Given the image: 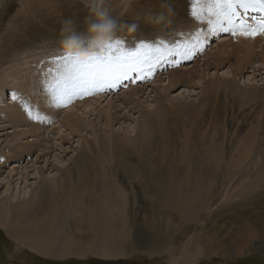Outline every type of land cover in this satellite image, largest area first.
<instances>
[{
	"label": "bare ground",
	"instance_id": "obj_1",
	"mask_svg": "<svg viewBox=\"0 0 264 264\" xmlns=\"http://www.w3.org/2000/svg\"><path fill=\"white\" fill-rule=\"evenodd\" d=\"M55 1L57 0H23L22 10L23 12L26 11V14H28L27 11L35 13L42 10L44 6L50 13H55ZM195 1H197V4L193 8V14L198 17L195 21L206 23V29L194 35L192 40L188 41L190 42L189 45L187 44V47L179 52H176L173 48L172 41L164 39L162 35L157 39L144 41L141 43L142 46L137 47L141 57H150L152 65L157 63L159 59L162 60L164 65L178 66L180 63H184L185 57L195 55L199 49L201 51L205 44L207 45L210 33L214 34V37L221 38L222 34H232L231 31L222 30L223 28L231 29L233 26L239 28V20L241 19L254 20L253 23L247 22V25L256 26L257 22L264 18V10H261V6L250 3L247 8L237 7L238 15L233 17L234 25H232L228 24L225 18L218 14L213 7L212 0ZM73 7H76V5L73 4ZM142 7H139L140 12L150 10V8L143 9ZM133 8L137 11L135 4ZM206 15L211 16L210 19L205 20ZM236 37L238 38L237 44H232L228 40L222 45H217L218 52L210 53L211 58L204 60V65L209 67L211 65L209 60L214 57H216V62L212 65L217 67L235 59L237 67L232 74L234 78L236 77L235 74L251 68L257 60L264 63V45L260 52H256L262 42V36L251 38L237 34ZM187 40L185 39V41ZM251 41L252 43H250ZM118 47L125 54L134 52L127 48L123 40ZM172 54L178 58L179 62L176 61L175 64L170 62L169 59ZM63 58L61 50L42 52L37 49V51L26 54L25 63L13 65V69L15 68L12 70L13 76H7L10 82L6 84L13 86L14 92L17 91V88L22 89L19 97L22 104H24L23 113L25 114L21 115V111L17 109L10 112L11 116L7 119L17 120L20 115L22 117L24 115L23 118L26 119L33 118L29 125L34 127L35 132H33V135L39 143L30 142L29 147L40 149L37 161L48 155L49 150L48 145L42 146L45 138H43L44 134L41 131L53 124V121L59 117L60 126L69 130L70 135H80L82 138V132L87 129L89 132L90 129L93 137L91 139L82 138L85 146L80 151L78 160L69 169L64 166L60 167L62 173L59 177H39L40 183L38 182L39 184L37 183L29 191L28 197L22 201L14 202L8 198L0 199V225L15 234L19 245L26 247L31 252L56 259L78 256L80 252L89 253L91 251H97L105 257L118 256L124 249H127L129 255L133 257L145 255V253H148V255H159L161 253L166 255L168 252L162 258L167 262L161 261L165 264H193L200 257L211 259L214 256H232L230 253L240 254L246 249H248L246 254H250V250L253 252V250L260 249V246L252 248L251 245L255 240L264 243V232L258 234L252 226V222L256 219H262L264 224L263 213L246 218L248 224L245 225L244 223L245 230L239 235L230 232L224 234L226 229L224 227L220 231H209L206 223L225 212L231 214L232 210L228 211L229 209H242V206L246 203L251 204L257 199L259 201L264 200V149L262 147L244 146L246 141H242L232 149L236 153L232 154L233 161L225 164L223 149L216 144V134L211 138L212 143L210 144L204 139L205 135L204 137L202 135L203 142L200 141L201 132L185 131L183 135L186 134L184 140L186 143H184V148H180L184 153L176 152L171 147V139L166 134L167 132L163 134L161 132L163 130H161L160 134L157 133L158 129H163L161 123L164 115L160 111L165 112L163 109L169 107L168 103L167 105L160 104L157 107L159 110L157 108L154 110L144 109L145 117L150 121V127H144V131L140 132V137L125 134L118 135L117 138L113 139L115 134L113 131L103 130L101 132L104 135L100 138L101 136L99 137L96 132V125L89 121L90 115L96 114L94 112L97 111L99 118L105 119L108 127L112 128L115 121H118L116 115L120 112L118 106L112 101L103 109L97 106L98 101L102 98L101 95L109 89L116 90L125 82L134 81L133 74H136L138 79L140 73L136 70L128 71L125 79L119 80V78L110 81L109 84L104 86V90L93 89V94L78 96L70 102L63 101L62 103H66V106L56 107L49 93L46 99L36 101V89L47 90L44 87L45 84H55V77L58 72L65 75L69 85L72 83L71 78L75 75V70L66 67ZM16 59L11 58L7 62ZM24 65L25 67H23ZM153 66L156 69L158 65ZM25 68H27L28 73L24 75ZM147 69L145 67L146 73L148 72ZM151 69L153 68L151 67ZM199 71L198 64L188 70H171L167 75V84L162 87L163 92L165 93L168 87L173 89L184 79L188 83H193L197 78L204 80V70L200 71L201 73ZM230 80L231 78L228 75L224 79L225 82H230ZM204 84L205 101L192 104L194 109L191 111L189 121L182 120L179 117L185 130H188L186 126L189 124H197L198 119L207 121V119L214 118L219 113L217 109V105L220 104L219 101L221 100V93H217L219 87L212 82L204 81ZM32 87L34 88L33 93H31ZM28 89L30 93L26 95ZM168 91L170 90L168 89ZM142 92V89L134 88L131 92L125 94L124 99L140 106L138 96ZM224 95L226 94L224 93ZM231 95L233 94L231 93ZM212 97L215 98L216 102L214 103L217 107L207 105V99ZM0 98V106H4L3 99L7 100L4 89H0ZM81 100L83 102L80 106ZM90 104L93 107L91 112L87 110ZM63 108L65 109L63 110ZM176 108L177 106L174 105L171 107L173 112L176 111ZM154 113L159 121L157 126H154L152 123L154 121H151ZM26 119L21 120V124L30 121ZM171 119L173 120V118ZM192 119L193 121L189 123ZM163 123L165 124V122ZM141 125L143 127V123ZM56 134L62 135L61 139L63 141L66 140V135H63V133L57 132ZM12 147L18 155L22 154L23 151L26 154L31 153L26 150L19 152L17 145ZM11 154L9 156L13 157V153ZM237 154L241 157H238L234 162ZM181 160L185 161L182 168H180ZM104 162L107 165L110 164L109 167ZM114 166L120 171L127 172V177L132 178H129L131 180L130 187L132 189L135 187L137 193H140L137 180L141 182V178L146 179L145 187L141 186L144 192L142 195L139 194V200H152L151 205L154 207L155 213L147 224L148 233L145 231L149 235H144V230L138 225L136 217L129 219L125 198L131 196L128 194L125 195V198L115 196L118 191H115L116 188H104L100 186L101 182L98 183L97 171L100 172L101 167L110 171ZM201 168L204 173L203 176L200 175ZM39 171L44 173V168ZM125 173L123 174L124 177ZM103 178L102 181H104ZM225 188H230V192H228L230 198L238 200V203L227 208H223L221 204V192ZM102 189L105 193L102 192ZM120 191L118 192L120 193ZM121 192H123V195L126 193V191L124 193V190ZM119 193L117 195L121 194ZM228 193L227 195H229ZM138 208L140 209V205ZM136 215L138 216V213ZM134 229H136V233L133 235L132 231ZM226 237L230 238L231 243H237L238 246L242 245L244 247L242 251L239 248L231 250L230 242L223 241ZM86 238H88V242L83 247L82 242ZM175 246H179L178 253L174 250Z\"/></svg>",
	"mask_w": 264,
	"mask_h": 264
},
{
	"label": "rangeland",
	"instance_id": "obj_2",
	"mask_svg": "<svg viewBox=\"0 0 264 264\" xmlns=\"http://www.w3.org/2000/svg\"><path fill=\"white\" fill-rule=\"evenodd\" d=\"M0 2V89H4V92L7 95V100L5 98L3 99L4 106H0V199L8 198L14 202H17L28 197L29 191L34 186H36L38 182L40 183L39 177H59L62 173L60 167L62 168V166H64L68 169L71 168L78 160L80 151L85 146V142H83L82 138L86 137L91 139L93 137L91 136L92 133L90 129L89 132L88 129L82 132V138L80 135H70L69 130L60 126L59 117L53 121V124L41 131L44 134L43 138H45L42 146L44 147L45 145H48L49 150L47 152L48 155L41 158L40 161H37V156L40 154V149L34 147H32V149L29 147L31 144L30 142L39 143L37 138L33 135V132H35L34 127L29 125L33 118H23L25 115L23 113L24 104H22L19 97L20 93H22V89L17 88V91L14 92L13 86L6 84L10 82L7 76H13L12 70L15 69H13V65H22L25 63L24 59L27 53L35 50L37 51V49H40L42 52L60 50L58 40L60 37L61 25L65 19H74L77 25V30L84 32L86 28L84 19L86 16H88V11L78 0H57L54 4V7L56 8L55 13H50L48 9H45L43 6L42 10L35 13L32 11H27L29 14L28 16V14L25 13L26 11L23 12L22 10L23 0H0ZM159 3H161V0H137L135 8L137 11H140L139 7L143 6V9L150 8V10L145 12H154L160 9ZM73 4L74 6L76 5V7H73ZM175 4L177 6L179 16L177 18L178 23L174 24L172 27L158 30L154 29L150 25L141 23L140 27L135 33L122 32L117 40H123L127 45V48H130L132 51L136 52L137 47L143 45L141 44L142 42L157 39L162 35L164 36V39L170 42L172 41V46L176 52L184 50L187 47V44L189 45L190 43L188 41L192 40L194 35H197L199 31L206 29V23H198L195 21V19L198 17L193 14V8L197 4V1L175 0ZM60 12L62 13L60 14ZM207 15L204 18L205 20H208V18L210 19L211 17ZM124 19L130 22L131 16H126ZM241 21L245 22L246 24L247 22H254V20L251 19H241L239 20V23H241ZM213 35L214 34L210 33L207 45L205 44L201 51L200 49L197 51L199 54L196 52L195 55L192 54L191 56L185 57L184 63H180L179 65L177 64L178 66L170 67L168 64L164 65L162 60L158 59L157 63L153 64L158 65L157 68L155 69L154 66H152L153 69H150L151 74L146 75L144 79H140V77L137 79V75L133 74L134 81L130 80L129 82H125L114 91L109 89L106 93L104 92L101 95L102 98L98 101L97 106L103 109L108 105V103L112 101L118 106V110H120L121 113H117L118 117L116 115V118H118V121H115V123L112 125V128L108 127L105 119L99 118L97 111L94 112L96 114L90 115L89 121H92L96 125V132L98 136H101L100 138H102L104 135V133H102L103 130H107V132L113 131L115 133L113 139L117 138L118 135L125 134H131L140 137V132L144 131L143 128L150 127V121L145 117L144 109L154 110L160 104L167 105L168 103L169 109L164 108L163 111L165 110V112L160 111V113L164 115V121L162 120L161 123V125L163 124V129H158V132H155L158 134L161 132L165 134L164 132H167L166 134L169 135L171 139V147L176 152L184 153V151H182L180 148H184V143H186L184 141L186 134L183 135V132L185 131L201 132V135L199 136L200 141L203 142L202 135L203 137L205 135L204 139L210 144L212 143L211 138H213V136L216 134V144L223 149L225 164L233 161L232 154L234 152L232 149L238 146L242 141H246L244 146H258L264 149V63H262L260 60H257L251 66V68L244 69V71L240 72L239 74H235L236 77L234 78L232 77V74L237 67L235 59L217 67L212 65L214 62H216V57H214L213 59L209 60L211 65L206 67L204 65V60L211 58L210 53L218 52L217 45H222L228 40H230L232 44L238 43V38L236 35L234 36L230 33L226 35L222 34L221 38L214 37ZM185 39L188 40L185 41ZM261 40L262 42L260 43L256 52L261 51V48L264 45V36L261 37ZM179 41L181 42L179 43ZM250 43H252V41ZM183 45L185 46L183 47ZM174 54H172V57H170L169 60L175 64L179 62V60H177L178 58ZM11 58L17 59L15 61L7 62V60ZM195 64H198V68L201 72L204 70V80L202 78H197L193 83H188L187 80L184 79L173 89L172 87H168L170 91L167 89L165 91L166 94L163 92L162 87L167 84V75L171 70H188L191 69V67ZM23 67H25V65ZM200 71L199 73H201ZM27 73L28 70L25 68L23 74L25 75ZM227 75L231 78L230 82L224 81ZM119 78V80L123 78L125 79V76H120ZM204 81L210 83L212 82L214 85L219 87V91L217 93H221V100L219 101L220 104L217 105L218 107L214 103L216 102L215 98L212 97L206 101L209 107H213V105L216 106L219 113L214 118L211 117L207 119V121L198 119L197 124H189L188 126L185 125L188 127V130H185L180 118L182 120L189 121L191 111L194 109L192 104H198L205 101L203 90L205 88ZM134 88L142 89L143 91L142 93H139L138 96L140 98V106H137L135 103L132 104L130 101L128 102L127 99H124L125 94L131 92V90ZM33 90L34 88L32 87L31 93H33ZM35 92L37 97L36 101L47 98V90H41L38 88ZM28 93H30L29 89L25 94L27 95ZM224 93L226 95H224ZM231 93L233 95H231ZM13 94L17 96V99L14 100L12 98ZM82 102L83 100L80 101V106ZM172 104L177 106L176 111L174 109V111L177 112L176 114L173 112V109H171L173 106ZM91 106L92 105L90 104L87 107V110L90 112L93 109ZM65 108H63V110ZM17 109L21 111V115L24 114L23 117L20 115L17 120L7 119L11 116L10 112H13ZM79 112L81 113V110ZM139 112L142 113L140 114ZM88 117L89 115L87 118ZM171 118H173V120ZM24 119L30 121L21 124V120ZM170 120L172 121L169 124ZM151 121H154L152 123L154 126H157L159 121L155 113L153 114ZM192 121L193 119L189 123ZM163 122H165V124ZM142 123L143 127L141 125ZM57 132L66 135V140L63 141L61 139L62 135H57ZM18 135L20 136L18 137ZM13 145H17V150H19V152L26 150L30 151L31 153L26 154V152L23 151L24 153L22 152V154L18 155L16 154L15 149L12 147ZM11 153H13V157L9 156L12 155ZM238 157H241V155L237 154L234 162L238 159ZM99 162L102 163L101 160H99ZM184 162L185 161L182 160L180 161V168L183 167L182 165ZM105 164L107 165V163ZM109 165L107 166L109 167ZM41 168H44V173L39 171ZM100 172L97 171L98 183L101 182L100 186H103L104 188L113 187L114 189L116 188L115 191L124 190V193L126 191L124 195L121 191V194L118 191L116 192L115 196L121 198H125V195L127 196V194L131 196H127L125 198V205H127L126 211L127 214L129 213V219L131 217H136L138 225L144 230V235L146 234L145 231L148 233L147 224L153 217L155 211L154 207L151 205V199H146L145 201L139 200V194L142 195L144 192V189L142 190L141 186H143V188L145 187L146 179L141 178V182L137 180V185L140 186V188L138 187L140 189V193H137L135 187L134 189L130 187V179L132 178L127 177V172L125 173L124 170L120 171L116 166H114L112 167V170L108 171L101 167ZM124 173L125 177L123 175ZM200 173L201 176L204 175L202 168L200 169ZM102 178L104 181H102ZM225 189L223 190L224 192H221V204L223 208L231 207L235 203H238V200L232 199V197L230 198V193H228L230 192V188ZM102 192L105 193L104 190ZM133 192L134 194H132ZM118 193L120 195H117ZM227 193L229 195H227ZM139 205L140 209L138 208ZM228 211H231L232 213L230 214L225 212L226 214L223 213L220 216L210 219L208 223H206L207 229L209 231L216 232L220 231L221 229L223 230L224 227L226 228L224 234L227 232L232 234L236 233L238 235L242 234L246 227H244V223L245 225L248 224L247 220H245L246 218L257 216L260 213L264 214V200L259 201L257 199L251 204H244L242 209H229ZM136 213H138V216H135ZM252 226L254 229H256L258 234L264 232V224L262 223V219H256L254 222H252ZM132 233L134 235L136 233V229H134ZM223 241L230 242L229 244H231V250L234 248H239V250L242 251L244 248L242 245L238 246L237 243H231L229 237L224 238ZM87 242L88 238L82 242V246L84 247ZM259 246V250H253V252L250 250V254H246V250H248L246 249L240 254H237L236 252L230 253L232 256H214L211 259L200 257L193 264H264V243L260 240H255L251 245L252 248ZM178 248L179 246H175L174 250L176 253L179 251ZM9 253H13L15 256V258L11 261L7 259ZM167 254L168 252L166 255ZM166 255L163 253L159 255H148V253H145V255L133 257L129 255L127 249H124L123 252L118 256L105 257L97 251H91L89 253L80 252L78 256H68L65 258L56 259L31 252L26 247L19 245V243L16 241L15 234L0 225V264H165L161 261L167 262L162 260V258ZM238 255L242 258H237Z\"/></svg>",
	"mask_w": 264,
	"mask_h": 264
},
{
	"label": "clouds",
	"instance_id": "obj_3",
	"mask_svg": "<svg viewBox=\"0 0 264 264\" xmlns=\"http://www.w3.org/2000/svg\"><path fill=\"white\" fill-rule=\"evenodd\" d=\"M88 11L85 31L77 30L74 19H65L58 40L64 57L77 65L86 64L100 56L119 38L122 32L135 33L140 24L154 29H167L178 23L175 0H161L160 10L140 12L133 6L137 0H79ZM131 16L130 22L124 17ZM15 258L9 253L7 259ZM237 258H242L237 256Z\"/></svg>",
	"mask_w": 264,
	"mask_h": 264
},
{
	"label": "snow or ice",
	"instance_id": "obj_4",
	"mask_svg": "<svg viewBox=\"0 0 264 264\" xmlns=\"http://www.w3.org/2000/svg\"><path fill=\"white\" fill-rule=\"evenodd\" d=\"M250 3L259 4L261 10H264V0H212L213 7L218 14L232 25H234L233 17L238 15L237 7L247 8ZM222 30L231 31L234 36L237 34L251 38L264 36V18L259 20L256 26L247 25L241 21L239 28L233 26L231 29L225 27ZM120 44L121 41H115L99 59H94L83 65L74 64L64 57L65 66L75 70V75L71 78L72 83L69 85L65 75L58 72L55 84L44 85L56 107L66 106V103H62L63 101L70 102L78 96L93 94V89L104 90V86L110 81L118 79L120 76H126L128 71H138L140 79H144L146 74H151L150 69L153 65L150 57H141L139 50L125 54L120 51L118 47ZM145 67L149 70L147 73ZM12 98L15 100L17 96L13 94Z\"/></svg>",
	"mask_w": 264,
	"mask_h": 264
}]
</instances>
